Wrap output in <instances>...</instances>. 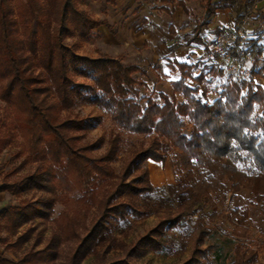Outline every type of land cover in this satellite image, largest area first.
<instances>
[{"label": "trees", "instance_id": "obj_1", "mask_svg": "<svg viewBox=\"0 0 264 264\" xmlns=\"http://www.w3.org/2000/svg\"><path fill=\"white\" fill-rule=\"evenodd\" d=\"M79 1L0 0V150L13 149L7 178L19 175L3 182L0 191L20 199L17 207L2 214L6 230L16 236L7 249L22 251L17 261L2 259L0 264H80L108 232L109 220L123 216L129 207L121 198L141 199L160 191L150 182L146 162L164 163L171 153L174 172H187L195 197L187 206L164 214L128 251V258L163 251L168 231L186 228L197 215L198 204L212 203L226 183L235 193L248 188L257 201L264 198V87L256 81L263 77L264 68L246 79L230 81L211 100L207 75L223 77L226 70L202 37L216 9L226 7L235 10L231 33H236L249 5L222 0L215 7L213 0H205V17L185 45H204L210 59L193 65L175 62L172 66L180 78L173 82L174 94L159 93L158 100L142 92L146 85L136 75H147L143 68L125 64L122 57L79 55L66 42L89 41L99 26L107 24L89 16ZM240 42L231 52L242 62L258 46L254 43L242 50ZM74 76L92 83L77 82ZM188 79L195 85H189ZM80 105L105 112L118 129L101 155L95 151L104 144L102 139L85 141L101 117L64 115ZM184 118H189V134ZM124 135L152 138L147 146L132 151L118 173L113 162L122 151ZM168 188L174 193V185ZM31 194H36L34 199L24 198ZM57 206L62 210L56 215ZM36 220L52 224L47 239L31 227L19 234L20 228ZM248 233L246 227L232 231L238 240ZM212 235V230L198 224L194 248L183 264H226L223 247L208 243ZM32 238L33 248L25 250ZM256 257V249L238 242L230 264H253ZM100 264L131 263L118 259Z\"/></svg>", "mask_w": 264, "mask_h": 264}, {"label": "rangeland", "instance_id": "obj_2", "mask_svg": "<svg viewBox=\"0 0 264 264\" xmlns=\"http://www.w3.org/2000/svg\"><path fill=\"white\" fill-rule=\"evenodd\" d=\"M139 1L141 2H135L137 10L142 2L144 3L146 0ZM148 1L151 6L159 5V0ZM215 1L218 2V0ZM246 2H248L249 5V12L246 14V18L239 28L243 30L247 37L244 41L245 48L249 49L256 43L258 49L253 56L244 57L242 62L235 59L239 65L246 67L249 74H251V72L264 68V0H246ZM204 3V0H193L189 4L193 12L190 22H188L190 26H188L190 28L189 33L192 31L195 21H202L205 13L203 7ZM85 4H88V0L79 1L80 8ZM102 4L105 5L104 3ZM135 5L133 7H136ZM235 18L236 14L231 11V13H228L227 27L213 32L215 36L212 39L206 35L205 39H208L207 41L209 42H207V44L209 47L212 46L217 36L231 33V30L235 28ZM205 32L204 30L203 35ZM207 34H210V32ZM183 35L184 32H181L180 36H182V38L184 37L185 40L186 35ZM179 39H181V37ZM66 42L73 47L77 54L91 55L96 52L99 55L105 54V50H103L96 41L92 42V39L89 41L66 39ZM172 71L171 67L164 63L159 64L158 70H152L155 76H151L150 79H147L149 77L146 75L138 73L136 75L137 79L146 85V87L142 88V92L145 95L152 94L156 99L160 100V90H166V83L171 82L169 79H177L180 77L178 71H174V73ZM149 73L151 72L149 71ZM198 73L199 71H196L195 75H198ZM156 76L164 77V79L159 80L161 82L160 84L156 82ZM207 77L209 80L208 89L211 100L217 97L224 85L234 80L232 73L227 70L226 75L223 77L212 78L210 74H208ZM74 78L80 83H92L90 79L79 76H74ZM256 81L264 87V73L263 77L256 79ZM187 83L192 86L195 85V82L191 79H188ZM179 101H184V98ZM64 115L80 118L101 117V123L91 129L85 138V141L88 143H94L101 139L104 141V144L95 151L96 155H101L105 152L106 142L110 135L113 132H118V129L108 115L91 105H80L64 113ZM184 119L188 123L186 133L189 134L191 129L189 118ZM151 138V136L124 135L122 151L113 162L115 170L118 173L122 172L131 157L132 151L138 150L141 146H147ZM12 151L13 149L9 147H3L0 150V185L3 182L13 181L19 176L7 178V175L11 172L13 167L10 162ZM172 155L173 153L169 154L160 171H156L153 168L149 170L150 181L157 183L158 178L161 179V185L159 187L157 186L160 191L158 190L150 195H146L141 199L129 197L121 198L120 201L126 203L129 207L126 209L123 216L116 215L109 220L108 232L101 236L94 251L87 254L80 261V264H100L118 259H127L131 264H183L190 257L194 248V231L198 224L213 231V235L208 240V243L218 244L223 247L226 264H230L232 261L234 257V248L238 242L244 243L249 249L257 250V257L253 264H264V198L262 201H257L255 194L248 188H243L240 192L235 193L229 183H226V189L224 191L213 196L212 203L206 204L202 202L198 204L199 211L195 217L188 221L186 228L168 231V245L163 251H147L142 256L128 258V251L141 237L146 235L150 229L159 223L164 214L170 211H176L180 207L187 206L190 199H194L195 197V193L192 189V182L187 176V172L183 171L179 174L174 172L172 167ZM249 181L250 183L252 182L251 180ZM170 185H174V193L170 192L168 188ZM35 196L36 194H31L24 198L32 200ZM2 203L4 204V202ZM5 203V206L0 208V214L6 209L11 210L13 207H17L20 203V199L10 195L8 198H5ZM61 210L62 207L57 206L55 214L57 215ZM132 210L144 213V216L135 215L132 213ZM30 227L35 229L34 234L42 233L44 239H47L51 235L53 229L52 224L36 220L32 224L20 228L19 232L24 233ZM237 227H246L249 229L246 238L238 240L233 236L232 231ZM34 239L35 238H32V240L26 244L25 250L33 248ZM15 240V236L11 235L10 238L5 239V242H14ZM200 246L204 248L205 244H201ZM41 247L42 246H37V249Z\"/></svg>", "mask_w": 264, "mask_h": 264}, {"label": "crops", "instance_id": "obj_3", "mask_svg": "<svg viewBox=\"0 0 264 264\" xmlns=\"http://www.w3.org/2000/svg\"><path fill=\"white\" fill-rule=\"evenodd\" d=\"M165 1L159 0L158 6H151L149 1L146 0L144 3L142 2L137 10L135 2L140 3L141 1L139 0H88V4L83 5L84 9L83 7L81 9L93 19L107 22V24L99 26L92 36V42L96 41L105 50V54L99 55L96 52L91 55H79L90 58H99L101 56L122 57L125 64L143 68L147 73L146 76L149 77H146L147 79L155 76L152 70H158L159 64L166 63L174 73V71H178L172 66L175 62L189 65L198 62H208L210 55L205 50L204 45H185L186 40L190 38L188 22H190L193 12L189 4L193 0ZM220 1L222 0H218V2L213 0L212 3L217 7ZM180 2H183L184 6L180 5ZM240 2L248 4L246 0H240ZM134 5L136 7H133ZM205 6L206 3L203 5L205 10L204 17L206 14ZM231 11L235 13L232 7L216 9L215 14L204 28L210 34L206 32L204 35L202 34L206 43L209 42L207 41L208 39H205L206 35L212 39L215 36L213 32L227 27L228 13H231ZM198 22H201V20L195 21L194 27ZM181 32H184L183 36L186 35L185 40L184 37L180 36ZM180 37L181 39H179ZM156 78L158 84L161 83L160 79H164V77L159 76H156ZM179 78L169 79L171 82L166 83V90H160V92L171 97L174 94L173 82ZM175 96L179 100L183 99L181 94H175ZM146 164L148 170L153 168L156 171H160L163 167V162H156L150 159ZM160 181L161 179L158 178L157 183L150 182L154 187L158 188L161 185ZM10 195L9 192L0 191V208L5 206V198ZM10 236L5 228L4 216L0 214V261L2 259L17 261L18 257L22 255V251L14 252L12 249H7L8 245L16 241L6 243L5 239L10 238Z\"/></svg>", "mask_w": 264, "mask_h": 264}, {"label": "built area", "instance_id": "obj_4", "mask_svg": "<svg viewBox=\"0 0 264 264\" xmlns=\"http://www.w3.org/2000/svg\"><path fill=\"white\" fill-rule=\"evenodd\" d=\"M240 39L242 50L245 49L244 41L247 39L246 34L242 29H238L236 33L221 34L216 37L211 46L212 55L218 56V62L221 67L230 71L234 80L246 79L249 76V71L243 65H239L235 57L232 55L231 48L234 43Z\"/></svg>", "mask_w": 264, "mask_h": 264}, {"label": "bare ground", "instance_id": "obj_5", "mask_svg": "<svg viewBox=\"0 0 264 264\" xmlns=\"http://www.w3.org/2000/svg\"><path fill=\"white\" fill-rule=\"evenodd\" d=\"M158 176V175H157ZM155 177V176H154Z\"/></svg>", "mask_w": 264, "mask_h": 264}]
</instances>
